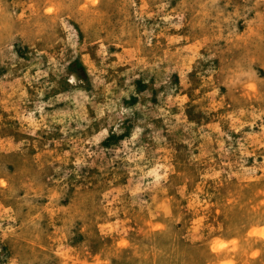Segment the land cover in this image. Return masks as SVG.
I'll use <instances>...</instances> for the list:
<instances>
[{"label":"rangeland","instance_id":"obj_1","mask_svg":"<svg viewBox=\"0 0 264 264\" xmlns=\"http://www.w3.org/2000/svg\"><path fill=\"white\" fill-rule=\"evenodd\" d=\"M0 264H264V0H0Z\"/></svg>","mask_w":264,"mask_h":264},{"label":"clouds","instance_id":"obj_2","mask_svg":"<svg viewBox=\"0 0 264 264\" xmlns=\"http://www.w3.org/2000/svg\"><path fill=\"white\" fill-rule=\"evenodd\" d=\"M101 49H103V45H101ZM38 75H39V74H38ZM69 82H70V83H73V84L76 83V78H75V76H72V77L70 78ZM32 135H35V132H33ZM101 135H106V133L102 132ZM163 178H164V177H160V176H158V177H157V180H160V179H163Z\"/></svg>","mask_w":264,"mask_h":264}]
</instances>
